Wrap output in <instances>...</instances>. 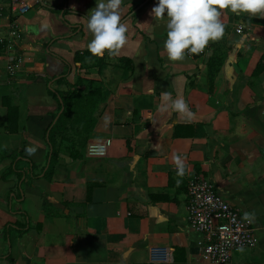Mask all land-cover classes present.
Wrapping results in <instances>:
<instances>
[{
  "label": "crops",
  "instance_id": "obj_1",
  "mask_svg": "<svg viewBox=\"0 0 264 264\" xmlns=\"http://www.w3.org/2000/svg\"><path fill=\"white\" fill-rule=\"evenodd\" d=\"M154 6L122 0L128 42L117 57L97 58L86 26L96 0H0V39L11 23L22 31L10 52L21 59L14 76L0 45V264H159L154 253L168 264H206L203 236L187 226V185L197 175L252 224L257 246L232 262L264 264V62L253 72L264 26L247 14L229 22L223 10V38L173 62ZM165 91L195 118L159 112ZM90 92L100 98L94 112L75 102L52 129L62 96ZM105 140V157L85 156Z\"/></svg>",
  "mask_w": 264,
  "mask_h": 264
},
{
  "label": "clouds",
  "instance_id": "obj_2",
  "mask_svg": "<svg viewBox=\"0 0 264 264\" xmlns=\"http://www.w3.org/2000/svg\"><path fill=\"white\" fill-rule=\"evenodd\" d=\"M122 0H96V7L87 15V31L91 35L88 51L93 57H117L127 42V27L121 16ZM223 10L250 17L264 18V0H156L151 15L166 21L164 51L170 61H182L187 55L204 52L210 42L225 34ZM47 27V25H44ZM158 111L175 113L178 119L192 120L195 113L181 97L161 92ZM177 175L185 174V164L175 157ZM177 183H180L178 180ZM245 219L248 216L245 215Z\"/></svg>",
  "mask_w": 264,
  "mask_h": 264
},
{
  "label": "built area",
  "instance_id": "obj_3",
  "mask_svg": "<svg viewBox=\"0 0 264 264\" xmlns=\"http://www.w3.org/2000/svg\"><path fill=\"white\" fill-rule=\"evenodd\" d=\"M30 7L22 4L18 12L25 14ZM243 27L239 25L237 34L243 33ZM22 40V31L16 23H11L8 30V38L0 39V45L8 51L6 59V71L9 76H14L19 69L21 59L10 52L15 51ZM206 51L196 54L205 55ZM196 55H187L195 57ZM111 146L110 140L89 144L85 149L87 158L105 157ZM264 160V147L261 150ZM187 226L204 239L201 258L206 264H236L232 258L236 252L253 249L258 244L250 220L241 218L237 208L218 195L214 183L210 179L199 175L192 177L187 185ZM151 259L155 263L168 264L164 254L154 253Z\"/></svg>",
  "mask_w": 264,
  "mask_h": 264
},
{
  "label": "trees",
  "instance_id": "obj_4",
  "mask_svg": "<svg viewBox=\"0 0 264 264\" xmlns=\"http://www.w3.org/2000/svg\"><path fill=\"white\" fill-rule=\"evenodd\" d=\"M257 23L258 24H263V22H257ZM196 56H198V55H196ZM261 70H262V68H261ZM258 72H260L259 69H258ZM82 100H85V102H86V104L88 106H93V110L91 112H94L95 108H96V105L98 104L100 98L94 92L93 93L90 92L85 97L80 95V94H77V93H70L67 96H65V95L62 96L61 97V108H63V111L59 115V117H58L56 123L53 125L52 129L60 131L62 124H64V122L67 119H69L70 116H71V111H72L73 104L75 102L78 103V102H80ZM61 108H60V110L58 111L57 114L60 113ZM66 130H68V129H66ZM49 145L51 146L52 149L54 148V144H53V142L51 140H49ZM52 163H53V152H52L51 159H50V162H49V169L51 168Z\"/></svg>",
  "mask_w": 264,
  "mask_h": 264
},
{
  "label": "rangeland",
  "instance_id": "obj_5",
  "mask_svg": "<svg viewBox=\"0 0 264 264\" xmlns=\"http://www.w3.org/2000/svg\"><path fill=\"white\" fill-rule=\"evenodd\" d=\"M226 13V18H227V21H229V22H232L234 19H237V17L236 16H233L232 14H231V12H225ZM245 20H247L248 22H250L251 20H253L252 22H254L255 24L257 23V22H263V24H259V25H261V26H264V18H251V17H246V19ZM234 22H236V21H234ZM233 22V23H234ZM253 41V40H252ZM264 51V50H263ZM262 62H264V56H263V58H262V56H261V58H260V56H259V59L257 60V63L258 64H256L255 65V71H253L254 72V75L256 74V72L258 71V67H260L261 66V64H262ZM253 75V76H254ZM258 75H259V73H258Z\"/></svg>",
  "mask_w": 264,
  "mask_h": 264
}]
</instances>
